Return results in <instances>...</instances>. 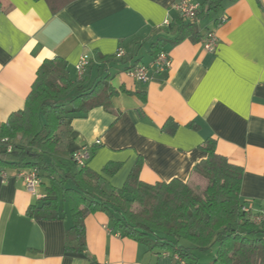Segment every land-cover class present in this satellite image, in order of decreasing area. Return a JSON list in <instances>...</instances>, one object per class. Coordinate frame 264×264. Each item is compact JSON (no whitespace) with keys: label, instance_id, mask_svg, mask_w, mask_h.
I'll use <instances>...</instances> for the list:
<instances>
[{"label":"crops","instance_id":"1","mask_svg":"<svg viewBox=\"0 0 264 264\" xmlns=\"http://www.w3.org/2000/svg\"><path fill=\"white\" fill-rule=\"evenodd\" d=\"M178 1L74 0L54 12L46 0H0V128L23 110L43 61L63 59L75 81V65L86 55L90 83L106 70L116 90L123 85L132 94L112 97V112L94 108L74 118L63 156L90 148L87 166L102 176L105 191L120 189L135 166L147 184L186 182L205 158L200 146L211 138L218 155L242 168L240 201L257 214L264 208V0H223L213 12L208 0H192L200 5L198 17L182 24H194L200 40L167 42L162 52L170 66L158 72L151 67L150 46L178 35L181 19L172 8ZM166 21L170 26H163ZM207 31L216 34L215 53L203 49ZM120 48L133 61L104 66L97 60ZM143 50L150 55L146 62ZM137 59L134 66L148 68L147 83L121 78ZM110 163L119 168L102 173ZM15 170L0 169L6 175H0V264H176L171 253L124 238L101 212L84 219L85 251L67 252V214L50 220L26 215L47 196L49 179L42 177L34 196ZM214 253H195L197 264H218Z\"/></svg>","mask_w":264,"mask_h":264},{"label":"trees","instance_id":"2","mask_svg":"<svg viewBox=\"0 0 264 264\" xmlns=\"http://www.w3.org/2000/svg\"><path fill=\"white\" fill-rule=\"evenodd\" d=\"M46 1L55 12L74 0ZM222 1L208 0V12L217 11ZM180 21L175 39L159 38L151 44L152 57L160 55L167 42L173 45L185 38L200 40L194 24ZM116 59L97 56L104 66ZM119 61H133L132 53ZM139 62L137 59L126 66L124 72ZM91 71L89 66L81 79L73 81L63 59L43 61L23 110L11 114L0 128V169H34L41 183L42 177L49 179L47 196L39 205L29 206L26 215L50 220L58 218L60 212L67 214L72 223L65 236L67 252L85 251L84 219L101 212L124 238L142 243L150 251L177 255L187 264H197L195 253L213 248L218 264H264V226L254 225L241 211L243 170L216 153L213 139L200 146L205 158L192 168L190 180L147 184L139 179L135 166L124 185L110 191L103 189L100 174L87 165L76 166L72 152L67 157L62 155L74 118L84 117L94 108L112 112V97L132 94L123 85L116 90L106 70H100L90 83ZM8 144L12 146L9 153ZM118 168L119 164L110 163L102 173L112 175ZM197 179L203 182L202 188L196 186ZM90 264L96 262L90 260Z\"/></svg>","mask_w":264,"mask_h":264},{"label":"built area","instance_id":"3","mask_svg":"<svg viewBox=\"0 0 264 264\" xmlns=\"http://www.w3.org/2000/svg\"><path fill=\"white\" fill-rule=\"evenodd\" d=\"M179 15V18L183 21L194 22L200 11V5L198 3H194L192 0H179L172 7ZM163 26H170V22H164ZM203 49L209 53H215L217 48V37L214 31H207L201 40ZM125 56V51L123 49H118L115 57L117 59H122ZM90 66V59L88 56L83 55L79 58L77 64L75 65V70L79 79L84 75L85 70ZM170 66V60L163 52L160 53L157 57L154 58L151 67L155 68L156 71L162 72L167 70ZM148 68L144 66H134L128 71H126V75L132 80L139 83H147L149 82L148 77ZM2 142H8L7 139H3ZM99 144L100 142H96ZM12 150L11 144L7 146V152L9 153ZM91 158V150L87 146H83L71 154V160L76 164L77 167H84L87 165ZM2 178H5V172H0ZM14 176L21 180L27 193L31 195H37L38 188L41 185V179L39 174L34 169H16L14 172ZM242 213L248 216L251 222L256 226H264V208L259 213L252 215L251 209L243 205L241 207ZM172 259L176 264H187L184 260L180 259L177 255L172 256Z\"/></svg>","mask_w":264,"mask_h":264},{"label":"rangeland","instance_id":"4","mask_svg":"<svg viewBox=\"0 0 264 264\" xmlns=\"http://www.w3.org/2000/svg\"><path fill=\"white\" fill-rule=\"evenodd\" d=\"M146 48V50H147V46H145ZM146 50H143L142 51V56H143V61L144 62H146V60L149 58V56L150 55H148L147 53H146ZM140 56H141V54H140ZM121 78L122 79H124V80H126V81H132L131 79H129L128 77H127V75H126V73H122L121 74ZM196 186H198V188H202V186H204L203 185V182L201 181V180H199V179H197L196 180Z\"/></svg>","mask_w":264,"mask_h":264}]
</instances>
